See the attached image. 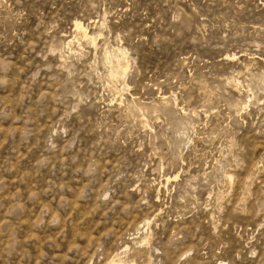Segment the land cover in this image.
<instances>
[{
	"label": "rangeland",
	"instance_id": "374dc122",
	"mask_svg": "<svg viewBox=\"0 0 264 264\" xmlns=\"http://www.w3.org/2000/svg\"><path fill=\"white\" fill-rule=\"evenodd\" d=\"M115 254L264 264V0H0V264Z\"/></svg>",
	"mask_w": 264,
	"mask_h": 264
},
{
	"label": "bare ground",
	"instance_id": "6f19581e",
	"mask_svg": "<svg viewBox=\"0 0 264 264\" xmlns=\"http://www.w3.org/2000/svg\"><path fill=\"white\" fill-rule=\"evenodd\" d=\"M73 26L76 28V29H78L79 31H81V33H82V35L84 36V37H89V35H88V33L86 32V30H84V28H83V25L79 22V21H74V23H73ZM90 39L92 40L93 39V37H91L90 36ZM93 41V40H92ZM125 70V69H124ZM122 71H123V66H122V64H121V62L120 61H117L116 63H115V66H114V69H113V75H119V74H121L122 73ZM168 178V177H167ZM166 178V179H167ZM116 256V254L115 255H113V256H111L109 259H108V261L106 262V264H123L120 260H119V258H117V257H115Z\"/></svg>",
	"mask_w": 264,
	"mask_h": 264
}]
</instances>
